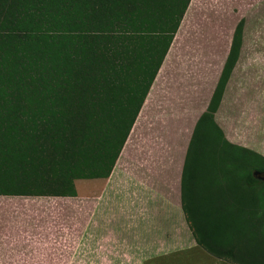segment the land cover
<instances>
[{
    "label": "trees",
    "instance_id": "16d2710c",
    "mask_svg": "<svg viewBox=\"0 0 264 264\" xmlns=\"http://www.w3.org/2000/svg\"><path fill=\"white\" fill-rule=\"evenodd\" d=\"M189 1L0 0V195L58 188L135 118ZM242 25L194 127L181 178L197 244L232 264L252 262L244 244L264 237V180L252 174L264 171V156L219 154L228 147L213 118ZM208 160L215 161V191L204 193Z\"/></svg>",
    "mask_w": 264,
    "mask_h": 264
},
{
    "label": "crops",
    "instance_id": "0c3cea01",
    "mask_svg": "<svg viewBox=\"0 0 264 264\" xmlns=\"http://www.w3.org/2000/svg\"><path fill=\"white\" fill-rule=\"evenodd\" d=\"M243 51L241 44L213 118L229 149L264 156V85L255 88L259 98L257 106L253 99L249 115L242 113L244 110L229 90L235 73L243 65ZM255 56L247 65L253 67L255 84H264V62L261 64L263 59ZM213 90L191 129L185 127L184 133L179 130L178 120H171L165 129L163 124L149 121V113L144 111L148 91L137 115L124 128L122 168L114 166L105 184L93 186L90 195H73L68 189L56 187L42 195H0V264H232L197 244L181 198L190 139ZM243 116L250 117L247 120L251 129L240 125ZM138 117L140 123L136 122ZM116 169L122 170L120 186L112 177ZM108 190L122 196L124 215L141 233L138 238L125 239L123 246L109 235L95 233L100 226L99 219L94 220L96 210ZM72 207L76 215L74 234L51 231L50 227L59 226V220Z\"/></svg>",
    "mask_w": 264,
    "mask_h": 264
},
{
    "label": "rangeland",
    "instance_id": "374dc122",
    "mask_svg": "<svg viewBox=\"0 0 264 264\" xmlns=\"http://www.w3.org/2000/svg\"><path fill=\"white\" fill-rule=\"evenodd\" d=\"M240 20L243 23L244 51L241 57L243 65L235 73L229 90L234 94L235 101L240 104L241 110H244L242 113L251 114V103L254 99L253 103L256 104L259 98L258 93H255V88L264 84H255L257 81L253 79V67L247 64L252 55H256L255 59H263L261 64L264 62V0H190L149 89L144 111H148L150 122L163 124L165 129L166 125L171 124V120H178L181 133H184L185 127L188 131L191 129L195 118L216 84L233 31ZM254 93L255 96H253ZM262 104L263 102H260V107ZM243 117L240 125L245 130L251 129V124L247 120L250 117ZM140 118L138 117L137 123H140ZM123 140L124 129L78 172L58 184L57 187L68 189V192L73 195L75 193L90 195L93 186L101 187L105 184L108 179L107 175L114 166L118 164L122 168L123 149L121 145ZM207 150V159H209V156L213 157L215 153L209 146ZM222 150L223 152L219 154L223 153L226 156L239 154L238 151L224 147ZM245 155L249 159H254L251 154L245 153ZM214 162V160L205 162V164L210 163V167L203 170L202 189L204 193L215 191L213 181L215 167H212ZM205 164L201 166V170L207 166ZM260 165L262 167L264 163ZM241 172L240 170L234 173L235 176L231 178L238 177ZM113 175L116 185H122V170L116 169ZM76 202L77 200L73 197V203ZM69 210L65 216H62V220H59V226L50 227L51 231L74 234L75 207ZM97 219H99L100 226L95 233L98 236L109 235L118 242L119 246H123L125 239H135L141 236L139 228L130 223L128 217L124 215L122 196L112 190H108L102 196L94 217V220ZM146 230H151V228ZM249 238V242L244 244L253 258L249 264H257L264 258V237L256 233ZM242 263L245 264L246 261Z\"/></svg>",
    "mask_w": 264,
    "mask_h": 264
},
{
    "label": "water",
    "instance_id": "95a60500",
    "mask_svg": "<svg viewBox=\"0 0 264 264\" xmlns=\"http://www.w3.org/2000/svg\"><path fill=\"white\" fill-rule=\"evenodd\" d=\"M253 176H255L256 178L260 179V180H264V171H253Z\"/></svg>",
    "mask_w": 264,
    "mask_h": 264
}]
</instances>
